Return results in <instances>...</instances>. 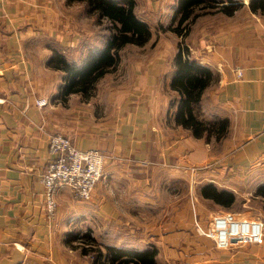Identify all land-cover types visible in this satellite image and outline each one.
Listing matches in <instances>:
<instances>
[{"label": "crops", "instance_id": "obj_1", "mask_svg": "<svg viewBox=\"0 0 264 264\" xmlns=\"http://www.w3.org/2000/svg\"><path fill=\"white\" fill-rule=\"evenodd\" d=\"M238 1L242 8L221 17L239 18L227 23L222 19L215 30H205L202 43L208 51L195 57L217 74V81L203 92V116L230 121L217 151L214 145L220 141H212L213 145L197 139L173 122L171 101L177 94L169 81L175 53L167 78L163 57L150 59L154 62L143 65L139 76L110 94L108 110H89L84 101L96 96L99 81L89 97L70 93L61 98L64 73L49 66L51 48L57 47L31 41V0H0V264H91L73 247L76 243L67 240L74 229L84 232L67 226L74 216L89 213V208L100 222L123 227L128 237L116 239L111 230L108 233L114 236L108 238L113 242L105 244L138 250L153 246L158 264L164 248L170 246L175 253L184 249L176 243L180 223L174 211L151 230L147 227L145 210L157 201L153 191L165 189L156 179L170 178L173 185L181 174L189 178L190 166L208 163L211 168L198 176L225 181L226 176L264 172V167L259 168L264 165V11L253 13L247 5L250 0ZM173 3L172 15L177 0ZM31 48L43 54L32 56ZM42 98L47 104L38 106L36 101ZM56 133L68 136L78 149L101 151L104 177L87 207L70 188H58L56 214L49 218L41 173L53 158L48 141ZM213 183L235 192L227 183ZM175 213L177 217L176 209ZM193 239L189 253L185 252L194 261L203 256L204 264H264V242L216 249L207 236L197 233Z\"/></svg>", "mask_w": 264, "mask_h": 264}, {"label": "rangeland", "instance_id": "obj_2", "mask_svg": "<svg viewBox=\"0 0 264 264\" xmlns=\"http://www.w3.org/2000/svg\"><path fill=\"white\" fill-rule=\"evenodd\" d=\"M173 4V0H136L135 12L138 17L148 23L152 31L151 39L143 46L126 45L120 51L118 65L101 77L97 85L96 96L90 99L89 102L84 101L83 106L89 108V110L92 108L108 110L107 101L112 98L110 94L119 90L118 87L129 84L131 79L139 76V70L143 68V65L147 66L148 63L154 62H150V59L154 60L157 57H163L164 79L168 77L169 62L176 52L177 43L180 39L170 30H163L171 22ZM207 12L212 11H199L200 15L191 25L189 35L185 39L194 58L201 56L203 51L206 50V48L203 50L202 43L205 30H215L222 19L223 22L227 23L239 18L236 16L228 19L229 21H224L225 18L221 17V13ZM105 26V22L102 24L96 23L95 16L87 12L84 2L68 3L66 0H31V41L37 42L36 45L38 46L40 44L55 46L69 58L78 60L88 50L102 47L108 34ZM38 51L37 48H31V55L43 54V51ZM102 114L105 115V112ZM222 145V141H220V143L214 145V148L218 151ZM212 165V163H208L206 165L190 166L189 178L181 174L180 177L175 178L173 185L169 181L170 178L163 177L158 180L159 182L157 179L155 180L156 184L159 183L165 189L163 193H159L158 189L153 191L157 201L151 203L154 208L149 207V209L145 210L146 215L149 217L147 227L151 230L158 221L171 217L174 211V219L179 221L178 224L180 223L179 225L175 223L180 228V239L178 242L176 240V243L179 250L184 249L182 253H175L170 246L164 248L165 250L159 255L158 264H204L203 256L194 261L192 254H187L190 251L189 249L192 248L191 239L193 241L195 238L199 239L198 235L193 239L194 234L197 233L205 238L206 235L202 231L209 228L211 217L220 212L229 211L239 217L258 219L264 222V199L254 195L256 189L261 184H264V172L257 171V173L249 176H244L245 174H243L237 178L226 176L225 181L215 176L206 177L204 174L198 176L197 173L199 171L209 170ZM262 167L264 165L259 166V168ZM214 181L222 184L227 183V187L235 189L236 198L232 208L224 209L218 204L202 198L200 194L201 186ZM171 191H174L173 194ZM172 203L173 205H171ZM84 204L87 207L90 203L88 201V203L84 202ZM175 209L177 210V217ZM96 220L95 215L90 213L89 208V213L85 212V214L78 215V217L74 216L70 221L71 225L69 224L67 227L70 228L72 226L74 228L76 226L75 228L83 229L84 231L89 230L92 236L103 243H112L113 241L108 237H113L114 233H116V239L119 236L128 238L124 234L123 227L117 225L115 229L114 226L107 225L106 222ZM147 227L145 226L143 229H147ZM111 230H114V233H108ZM191 230L196 233L190 234ZM150 236L149 234L148 237L150 238ZM187 236L188 238L185 239Z\"/></svg>", "mask_w": 264, "mask_h": 264}, {"label": "trees", "instance_id": "obj_3", "mask_svg": "<svg viewBox=\"0 0 264 264\" xmlns=\"http://www.w3.org/2000/svg\"><path fill=\"white\" fill-rule=\"evenodd\" d=\"M68 3L84 2L87 12L95 16L96 23H106L107 37L102 47L88 50L78 60H68L57 48H51L49 66L64 73L59 96L81 93L89 97L96 84L120 60V51L128 44L143 46L152 36L147 22L135 12L136 0H66ZM238 0H177L172 19L167 28L177 37V49L173 57V71L169 87L177 94L171 101L173 122L191 132L193 137L206 142H219L229 133L230 121L227 118L207 119L202 113V95L206 88L217 81V74L196 60L185 42L191 25L200 15L199 11H212L232 16L243 7ZM248 9L253 13L264 11V0H250ZM207 12V13H212ZM200 194L224 209L232 208L235 194L219 189L213 183L201 186ZM264 199V184L255 191ZM67 240L73 241L80 253L90 257L91 264H157V250L153 246L138 250L99 242L89 230L71 231Z\"/></svg>", "mask_w": 264, "mask_h": 264}, {"label": "built area", "instance_id": "obj_4", "mask_svg": "<svg viewBox=\"0 0 264 264\" xmlns=\"http://www.w3.org/2000/svg\"><path fill=\"white\" fill-rule=\"evenodd\" d=\"M240 76V72L237 71ZM38 106L47 104L42 98ZM49 152L53 158L41 173L44 186V210L49 218L55 215V193L61 186L70 188L82 202L91 199L92 191L104 177L103 153L96 149L81 150L68 136L56 133L49 137ZM216 248L228 249L234 244H261L264 241V222L239 217L232 212H220L211 217L209 228L202 231Z\"/></svg>", "mask_w": 264, "mask_h": 264}]
</instances>
